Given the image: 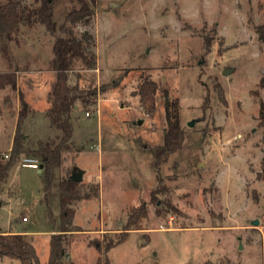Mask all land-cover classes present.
Segmentation results:
<instances>
[{"label":"rangeland","instance_id":"1","mask_svg":"<svg viewBox=\"0 0 264 264\" xmlns=\"http://www.w3.org/2000/svg\"><path fill=\"white\" fill-rule=\"evenodd\" d=\"M88 1L94 14L76 30L95 36L98 65H77L69 78L98 88V102L75 106L70 148L55 170L56 185L83 172L78 189L85 195L71 205L73 226L81 230L67 236L69 258L74 264L100 257L111 264H264L258 117L264 42L255 30L264 23V0ZM73 6L76 0L55 1L58 25ZM57 35L37 24L22 26L12 40L0 37V71L19 70L18 87L0 90V158L10 154L24 102L29 110L20 131L29 144L62 134L46 115ZM145 78L161 86L150 113L133 93ZM166 92L179 100L185 135L182 147L156 167L152 148L164 141ZM24 157L32 156L18 158L0 191V232L30 231L40 264H47L51 231L62 226L58 190L55 185L46 201L44 170L22 165ZM144 202L143 228L106 252L131 209ZM0 264L21 262L0 257Z\"/></svg>","mask_w":264,"mask_h":264},{"label":"trees","instance_id":"2","mask_svg":"<svg viewBox=\"0 0 264 264\" xmlns=\"http://www.w3.org/2000/svg\"><path fill=\"white\" fill-rule=\"evenodd\" d=\"M56 0H34L27 4L22 0H0V37L12 40L20 32L22 26L33 27L37 24L45 25L46 29L56 35L50 60L49 69L54 71L55 76L50 84L48 92L49 106L46 115L53 126L61 130L62 134L50 140H38L29 144L27 137L21 133L20 127L29 107L23 103L19 112L17 132L7 159L0 158V191L3 190L8 181L10 171L15 162L22 155H31L43 163L45 174V198L48 192L53 193L55 184V170L62 164L63 153L70 148L73 137V125L71 113L75 106L83 103L85 106L97 105L99 89L81 87L78 83L71 84L69 72L75 66L80 69L92 70L98 65V57L94 48L96 46L95 36L91 31L76 30L80 23H89L94 14V1L76 0L77 6H73L65 15L64 21L58 25L53 18V7ZM255 30L261 41L264 42V23L255 26ZM4 49L8 56V49ZM18 68L0 71V90L7 87L16 89L18 87ZM161 89L160 84L150 78H145L134 90V95L139 96L142 108L147 112L156 109L157 96ZM259 124L264 127V101L259 100ZM165 114L167 126L164 130V141L161 145L152 148L156 167L165 162L171 154L179 150L184 141V130L180 124L179 100L171 99L166 92ZM264 165V159H263ZM264 177V168L262 169ZM79 182L69 178H62L56 185L61 204L62 226L54 229L50 239V253L47 264H74L69 258L66 246L67 236L79 227L73 226L75 209L71 206L76 200L84 197L80 195ZM156 190L152 196H156ZM168 207L171 204L168 202ZM148 217L147 203L133 207L128 215L124 228L118 239L110 241L105 251L123 241L132 230L142 229V222ZM105 252V253H106ZM0 257H11L19 259L21 264H40L36 248L31 239L22 233L0 232ZM96 264H111L107 257L98 259Z\"/></svg>","mask_w":264,"mask_h":264},{"label":"water","instance_id":"3","mask_svg":"<svg viewBox=\"0 0 264 264\" xmlns=\"http://www.w3.org/2000/svg\"><path fill=\"white\" fill-rule=\"evenodd\" d=\"M229 71V68H225L224 73L227 74V72ZM77 107V106H76ZM194 121L189 122L190 126L194 125ZM43 168V163H40L39 165V171H41ZM70 180L74 181V182H81L83 180V172L81 170H75L71 176L69 177ZM253 224H258V220H254Z\"/></svg>","mask_w":264,"mask_h":264},{"label":"built area","instance_id":"4","mask_svg":"<svg viewBox=\"0 0 264 264\" xmlns=\"http://www.w3.org/2000/svg\"><path fill=\"white\" fill-rule=\"evenodd\" d=\"M87 114H88V112H87ZM9 156H10V154L6 153L4 155V158L7 159V158H9ZM22 165H26V166L33 167V168H39L40 161L36 157H24L22 159ZM25 219H26V217H24V220Z\"/></svg>","mask_w":264,"mask_h":264},{"label":"crops","instance_id":"5","mask_svg":"<svg viewBox=\"0 0 264 264\" xmlns=\"http://www.w3.org/2000/svg\"><path fill=\"white\" fill-rule=\"evenodd\" d=\"M85 70H87V69H85ZM51 72H53L52 70H50ZM2 232H14V233H22V234H26L27 236H29L30 234H31V232L30 231H18V230H7V231H2ZM52 233H54L55 231H51ZM76 232V231H75ZM74 232V233H75ZM51 233V234H52Z\"/></svg>","mask_w":264,"mask_h":264}]
</instances>
